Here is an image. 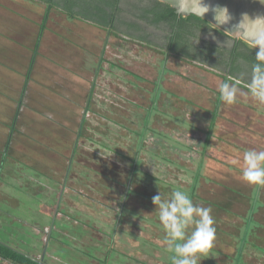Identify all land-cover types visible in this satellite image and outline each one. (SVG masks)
Returning <instances> with one entry per match:
<instances>
[{
	"label": "rangeland",
	"instance_id": "1",
	"mask_svg": "<svg viewBox=\"0 0 264 264\" xmlns=\"http://www.w3.org/2000/svg\"><path fill=\"white\" fill-rule=\"evenodd\" d=\"M146 3L122 0L117 16ZM46 11L40 1L0 0V241L45 264H172L152 198H170L171 184L189 189L202 163L195 204L211 207L216 241L200 264H264V188L250 223L256 250L235 260L258 190L242 179L243 156L264 150L252 76L229 77L239 89L229 106L218 92L223 59L197 64L151 33L138 35L146 45L130 40L123 18L110 34L96 17ZM201 39L221 48L235 40L212 29ZM152 106L128 195L134 131Z\"/></svg>",
	"mask_w": 264,
	"mask_h": 264
},
{
	"label": "trees",
	"instance_id": "2",
	"mask_svg": "<svg viewBox=\"0 0 264 264\" xmlns=\"http://www.w3.org/2000/svg\"><path fill=\"white\" fill-rule=\"evenodd\" d=\"M43 2L47 5V11H46V18L48 13L55 8H58V10L64 12L69 19H91L93 17H96L99 24L111 26L109 33H116L113 30L118 29L115 27L116 23L118 24L119 20H123L120 16H117L118 11L121 10L120 3L121 0H35ZM156 3V6L152 10H145L144 14L140 17L146 16V14L151 13L153 17L150 19L154 23H165L169 27H171L173 34L175 33V36L173 37V42L169 44L166 50H168L169 53H174L177 56L186 58V59H192L195 61L205 62L209 63L208 60L211 61V59H223L224 64L226 65L228 72L225 74L224 80L229 81V76H233L236 71H240L246 67L252 69V65L256 62V53L259 49L251 46L247 42L243 40H234V46L232 48H221L213 43L208 42L207 40L201 39V34H205L206 31L209 29H212L214 31H217L219 34L229 38L233 39L232 37L225 34L222 30L216 28L214 25H212L209 21L191 14L187 17H180L176 13V10L173 6L170 4L154 0ZM105 22V23H102ZM113 24V25H112ZM126 24V23H124ZM123 24V25H124ZM123 32V31H121ZM123 33L126 35L133 34L127 30H125ZM117 34V33H116ZM141 41H146L145 39H141L136 36ZM195 39L199 41V45H195V49L192 48H185L184 45L187 46V40L188 38ZM149 42V41H148ZM184 42L183 44H181ZM38 44V42H37ZM189 47V46H188ZM203 48V49H202ZM204 48L211 50L210 54H206L207 50H204ZM203 51H202V50ZM244 63V66L241 65ZM92 95L93 90L90 92V96L88 98V103L86 106V113L83 115V119L80 122V126L77 129V139L74 144L73 148V154L71 157V162L73 163L74 157L78 154V145H79V139L84 136L85 127L87 123L86 115L88 112L91 111V104H92ZM153 107V106H152ZM147 109V115L145 116V119L143 120V126L139 129L134 131L136 134V143H135V153L131 157V173L129 177V183L127 184V192L128 195L130 193H133L132 185L135 182V179L138 177L136 174L138 173V165L140 162V153L144 147L145 139L147 137V133L150 130L148 127L149 125V119L153 108ZM17 120V117L15 118V122ZM213 123L212 127L213 128ZM210 129V131H211ZM211 134L210 132L208 133ZM208 135V137H209ZM202 163H200V166L198 167L196 174L194 176L193 182L189 189H183L190 193L193 202L197 199H199V196L197 194V189L199 185V178L200 173L202 170ZM68 173L71 170V166L67 169ZM141 178V177H140ZM160 183V182H159ZM164 185V184H163ZM65 186V183H64ZM173 190V185L170 186ZM168 187V188H170ZM167 188V189H168ZM258 190L255 191V195L251 199L252 208L249 210V213L247 215L246 220L248 219L249 222L244 226V229L242 230V235L236 238L235 242L236 248H237V255L235 257V260L242 261L244 259V249L249 246L250 241H253V236L255 235L253 228L251 227V222H253L254 215L256 213V210H258L259 206L263 205L260 200V190L259 187H257ZM64 191V190H63ZM164 194L167 195V191L164 192ZM171 196V194H170ZM167 197V196H165ZM245 220V221H246ZM256 233V232H255ZM252 248L251 246H249ZM255 249V248H252ZM243 250V251H242ZM256 250V249H255ZM0 257L3 259L10 260L11 262L15 264H45L44 261L35 259L31 256H28L26 254H23L22 252L15 250L14 248L10 247L7 243L0 241ZM243 258V259H242ZM242 263V262H241ZM237 263V264H241Z\"/></svg>",
	"mask_w": 264,
	"mask_h": 264
},
{
	"label": "clouds",
	"instance_id": "3",
	"mask_svg": "<svg viewBox=\"0 0 264 264\" xmlns=\"http://www.w3.org/2000/svg\"><path fill=\"white\" fill-rule=\"evenodd\" d=\"M260 2L264 4V0ZM198 4L203 9L199 15L203 16L209 11V7L202 5L201 0H198ZM213 11L217 25H223L231 19L227 7L216 6ZM256 46L259 50L256 62L252 65L249 91L253 98L264 104V43L258 39ZM218 92L224 104L231 106L238 102L239 89L236 84L223 81L218 85ZM243 161L242 179L249 185L264 188V150H247ZM152 202L166 234L164 244L166 251L172 254V264H200L202 259L212 255L216 227L211 207L196 205L190 193L180 188H174L167 199H163L159 192Z\"/></svg>",
	"mask_w": 264,
	"mask_h": 264
},
{
	"label": "water",
	"instance_id": "4",
	"mask_svg": "<svg viewBox=\"0 0 264 264\" xmlns=\"http://www.w3.org/2000/svg\"><path fill=\"white\" fill-rule=\"evenodd\" d=\"M173 6L180 16L197 15L212 25L222 30L225 34L235 40H243L251 46L259 49L256 42L259 39L264 43V4L260 0H201L202 5H207L209 11L203 16L198 13L203 9L199 6L198 0H158ZM216 6L227 7L231 19L223 24L217 25L214 19L213 9ZM247 15L248 18H244Z\"/></svg>",
	"mask_w": 264,
	"mask_h": 264
},
{
	"label": "flooded vegetation",
	"instance_id": "5",
	"mask_svg": "<svg viewBox=\"0 0 264 264\" xmlns=\"http://www.w3.org/2000/svg\"><path fill=\"white\" fill-rule=\"evenodd\" d=\"M122 1V0H121ZM144 2H147L146 4H143L142 6L143 7H140L139 10H137L136 12H132L128 15V17H122L125 21V26H126V30L135 34L132 36L128 35V39L130 40H138V38L136 37L137 35H141L142 33H146V34H152L153 36H157L159 37L160 39H164L165 40V43H166V49L167 47L169 46L170 43L173 42V37L175 36V33L173 34L172 32V29L171 27H169L168 25H166L165 23L161 22V23H154L152 22V20H150L153 15L151 13H147L146 16H143V17H140L141 15H143L145 12V10H152L155 6H156V3L154 0H144ZM179 15V14H178ZM180 17H187V16H180L179 15V18ZM149 41V39H146V41H142V44H147V42ZM184 42H182L181 44H183ZM212 43V42H210ZM199 41L195 40V39H192L191 37L188 38L187 40V46H185V48H192V49H195V45H199ZM189 46V47H188ZM234 46V40L233 42L231 43L230 47L229 48H232ZM203 49V48H202ZM201 49V50H202ZM204 50H207V53L206 54H210L211 50H208L206 48H204ZM203 51V50H202ZM174 54V53H173ZM176 55V54H174ZM195 60H193L194 62ZM196 62V61H195ZM206 62V61H205ZM241 62V61H239ZM197 64H200L201 62L199 61L196 62ZM202 65V63L200 64ZM241 65L244 66V63L241 62ZM252 69L251 68H244L240 71H236L234 73L233 76H229L233 81H237V78L238 76H240L239 74L242 73H249L251 76H252ZM225 76H223L224 78ZM243 78V77H242Z\"/></svg>",
	"mask_w": 264,
	"mask_h": 264
},
{
	"label": "built area",
	"instance_id": "6",
	"mask_svg": "<svg viewBox=\"0 0 264 264\" xmlns=\"http://www.w3.org/2000/svg\"><path fill=\"white\" fill-rule=\"evenodd\" d=\"M0 264H15V263L11 262L10 260L3 259L0 257Z\"/></svg>",
	"mask_w": 264,
	"mask_h": 264
},
{
	"label": "crops",
	"instance_id": "7",
	"mask_svg": "<svg viewBox=\"0 0 264 264\" xmlns=\"http://www.w3.org/2000/svg\"><path fill=\"white\" fill-rule=\"evenodd\" d=\"M64 190V189H63ZM39 259V258H38ZM39 260H42L43 261V257H41Z\"/></svg>",
	"mask_w": 264,
	"mask_h": 264
}]
</instances>
